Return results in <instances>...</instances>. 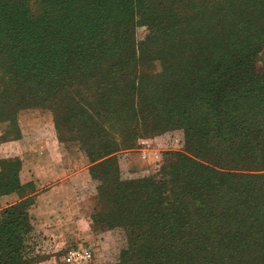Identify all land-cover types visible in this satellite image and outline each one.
I'll return each mask as SVG.
<instances>
[{
	"label": "trees",
	"instance_id": "16d2710c",
	"mask_svg": "<svg viewBox=\"0 0 264 264\" xmlns=\"http://www.w3.org/2000/svg\"><path fill=\"white\" fill-rule=\"evenodd\" d=\"M259 56L264 0H6L0 112L45 106L57 141L79 145L101 222L128 241L117 264H264ZM163 130L182 131L184 153L158 178L122 182L115 157ZM20 169L0 162V197L32 187ZM31 202L0 212V264L36 262Z\"/></svg>",
	"mask_w": 264,
	"mask_h": 264
},
{
	"label": "rangeland",
	"instance_id": "374dc122",
	"mask_svg": "<svg viewBox=\"0 0 264 264\" xmlns=\"http://www.w3.org/2000/svg\"><path fill=\"white\" fill-rule=\"evenodd\" d=\"M3 1L6 0H0V3ZM29 9L30 16H34L38 10L32 4L29 5ZM36 28H27L26 31L34 32L38 30ZM145 35L146 29L143 26H137L134 30V39L137 42L142 41ZM54 38L57 36L51 35V39ZM254 66L257 73H264V56L256 58ZM8 133L10 138L17 135L20 137L18 140H25L24 143H18V140L0 142V162L17 159L26 166L34 161L36 162L34 168L30 166L41 171L36 173L30 169H27L29 172L20 170L18 174L20 185L31 184L32 187L22 190L21 194L11 193L0 197V212L29 198L32 199L29 205H25L24 210L32 229L30 238L33 245L31 247L30 244L31 249L26 252L29 257L37 258L33 264H65L64 255L68 250L75 248L91 251V264H117L120 252L128 245L124 231L118 227L108 228L101 222L103 214L96 197L98 181L92 179L88 170L80 173L82 167L89 164L77 143L56 141L52 112L41 105L15 113L3 108L0 112V140L3 134L7 137ZM49 140H54L58 144L56 146L59 152L58 162H48L45 157H41L43 152L47 153L46 143ZM183 147L184 137L180 130L145 132L134 142L132 148L119 152L114 163L122 182L158 178L163 168H167L168 155L184 153ZM23 150L26 156L19 154ZM34 154L36 156H33ZM128 156L132 157L130 165ZM64 166H67L69 172L78 171L72 176L73 189L79 200L76 211L69 204L63 206V201L72 197V192L59 195L58 192L51 191L48 198L37 205L34 204L35 197L32 193L44 190L47 184L52 185L58 181L60 176L58 173ZM7 187L11 190L9 184ZM49 190L50 188L46 192ZM60 209L63 211H59Z\"/></svg>",
	"mask_w": 264,
	"mask_h": 264
},
{
	"label": "crops",
	"instance_id": "0c3cea01",
	"mask_svg": "<svg viewBox=\"0 0 264 264\" xmlns=\"http://www.w3.org/2000/svg\"><path fill=\"white\" fill-rule=\"evenodd\" d=\"M24 140L25 139H21V140H18L19 142L18 141L17 142L18 143H24ZM56 141L49 140V142L46 143V145H47V147H46L47 148V153L43 152V156H41L43 158L45 157L48 160V162L49 161L53 162V163L54 162H58L57 155H59V152H58V147H56L58 145ZM1 145L4 146V145H7V144H1ZM19 154L20 155H22V154L25 155L26 153L23 150ZM33 156H36V155L34 154ZM130 158H132V157L128 156L129 165L131 164V159ZM33 160H35V159H33ZM30 165H32L33 168H34V166L36 165V162L33 161L29 165L25 166L24 162L21 161V169L20 170L23 171V172H29V171H27V169H30V170H32V172L41 173V171L33 169L32 166H30ZM88 168H89V166L82 167L80 173L81 172L83 173L84 171H87ZM25 169H26V171H25ZM77 173H78V171L76 173L69 172L67 170V166H64L63 170H61V172L58 173L60 175L58 181L54 182L52 185H48L47 184V186L45 187L44 190L40 189V190L32 193L34 195V197H35L34 198V201H35L34 204L37 205L39 202L44 201L46 198H48L51 191L58 192L59 195H64V194H68V193L72 192V197H69L67 200L63 201L64 202L63 206H66L65 204H69L70 207L73 208L76 211L75 208L78 206L77 204L79 203V200H78V198L76 196V193H75V191L73 189V181H72L73 178H72V176L77 174ZM34 184H36V182ZM49 188H50V190L46 192V190L49 189ZM61 198H63V197H61ZM63 209H64V207H63ZM63 209H60L59 211H63ZM58 218H60V217H58Z\"/></svg>",
	"mask_w": 264,
	"mask_h": 264
},
{
	"label": "built area",
	"instance_id": "2783aa9c",
	"mask_svg": "<svg viewBox=\"0 0 264 264\" xmlns=\"http://www.w3.org/2000/svg\"><path fill=\"white\" fill-rule=\"evenodd\" d=\"M65 264H91L92 253L86 249H70L63 257Z\"/></svg>",
	"mask_w": 264,
	"mask_h": 264
}]
</instances>
